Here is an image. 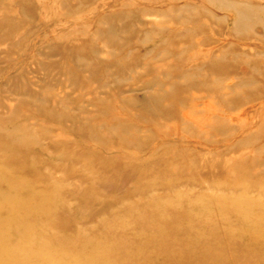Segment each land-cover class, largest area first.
<instances>
[{
	"label": "rangeland",
	"instance_id": "obj_1",
	"mask_svg": "<svg viewBox=\"0 0 264 264\" xmlns=\"http://www.w3.org/2000/svg\"><path fill=\"white\" fill-rule=\"evenodd\" d=\"M78 1L0 0V260L264 264V194L254 180L256 144L246 141L255 134V114L252 102L240 101L239 79L240 70L250 68L240 62V50L257 48L248 41L259 29L240 32L237 11L227 6L240 7L244 0H189L213 17L201 14L181 24L145 14L143 22L170 30L149 34L144 44L131 43L127 56L106 52L103 39L94 38L103 60L151 52L153 70L175 62L153 59L161 48L177 49L171 51L181 53V67L192 56L205 58L209 49L212 55L222 52L218 68L199 72L215 89L205 83L177 91L174 111L165 115L151 107L159 87L145 88L151 77L141 69L105 93L93 72L75 62L77 55L81 63L94 61L75 50L93 39L102 12L152 9L153 0ZM171 32L184 37L175 47L162 45ZM259 43L264 49V39ZM221 44L225 50H217ZM69 72L84 78L83 89L92 92L72 96ZM95 91L103 98L93 97ZM62 93L71 98L60 100ZM86 116L104 141L78 133ZM117 121L136 132L110 129ZM214 123L225 129L210 133Z\"/></svg>",
	"mask_w": 264,
	"mask_h": 264
},
{
	"label": "bare ground",
	"instance_id": "obj_2",
	"mask_svg": "<svg viewBox=\"0 0 264 264\" xmlns=\"http://www.w3.org/2000/svg\"><path fill=\"white\" fill-rule=\"evenodd\" d=\"M77 2L79 3L78 0ZM238 4L227 2V6L228 5L234 6L237 11L235 20L236 23L240 21V32H246L250 28H255V27L259 29L258 33L253 36V39L250 38V35L248 34H246L247 36H245L249 40L252 39L251 41H248V43H253L255 45L257 44L258 46L256 45L257 48L255 50H252L251 52L240 50V62L249 64L250 68L249 70H240L239 79H240V101L242 103L252 102V107L254 109L256 131L253 137L250 139L247 138L246 141L251 140L250 142L253 141L256 144V154L253 158V167L255 172L254 180L255 183L258 185L259 191L264 194V49L259 45L261 44L259 42L264 39V0H259L256 2L248 1V0L240 1V7ZM150 5L152 9H147V8L131 9L126 6L125 7L121 6L122 8H118L116 10L110 9L109 11L102 12L100 14V17L97 19L94 30L91 31L92 32L91 35H93V39H91L90 43L88 44L77 45L75 50L78 51L79 53L85 52L86 54L94 57L95 58L94 61L91 63H81L80 60L82 58L77 55L75 62H77L76 64L79 65L82 69L93 72L92 73L93 77H96L98 86H100L101 88H106L105 89L106 92L104 91L105 93H109V89L113 86L114 87L121 86L128 79V76H130L134 72V70L141 69V71H144L146 75H149L151 77L149 78V80L144 81L145 83L144 87L147 89L153 88L154 87L153 85L159 87L155 95L152 97L153 103L151 107L157 109L158 111H160L161 114L165 115V114H171L174 111L175 108L174 104H176L175 102L178 99L177 91L183 88H194L197 86L205 85V83L207 82L201 81L199 79V72L202 70L211 69L213 68V66L219 65L220 62L222 61L223 55L222 52L218 53L217 55H212L209 49L207 52V56H205V58L200 59L199 57L197 59L196 57L192 56L190 60L186 62L188 65L187 68L186 66L181 67V61H183L181 60V53L180 52L172 53L171 51L177 49L161 48L158 51L157 56H155V58L153 59L163 61V59L172 58L173 60H175V62L171 60V62L173 61V63H170L169 65L164 67V69L162 67L161 68L158 67L155 68V70L151 69L148 65L151 52H147L144 55H139L129 60L128 59L126 60V58L120 59L121 61L103 60L100 55L103 51L102 48L99 47L97 48L95 46V43L93 42V40H95L96 38L103 39L104 48L106 52L110 54H117L123 52V54L127 56L128 53L126 52V50H128V47L131 43H135L137 45L144 44L147 42L149 34H163L170 30V28L163 23L161 25H157L155 24V22H143L144 20L142 17H144L145 14L151 15L152 12H155L157 15H162L169 18L171 22H176L179 24L193 21L201 14H203L204 16H209L208 18L213 17L212 15H209L205 11L204 12L206 14L202 13L203 9L198 7V5L191 3L189 0H182V2H180V0H174V2H172L171 0L168 2L166 0H161V1L153 0L150 3ZM80 7L81 5L78 4L76 5L75 8L76 10H78L80 9ZM125 20L126 21L128 20L129 23L126 22ZM132 21L134 23H132ZM136 23L142 24L140 25L141 27L136 28ZM121 33L122 34L125 33L127 34V36L125 35V37L123 38H121L120 36L119 38L118 36ZM182 33L184 32H174V33L171 32L167 36V38H165L162 41V45L167 43H172L171 46L175 47L174 44H176L181 40V37L183 36ZM196 46L200 47L201 44L197 42ZM178 50H180L179 47ZM217 50H225V49L224 46L221 44L220 46H218ZM222 64L223 66H225L224 63ZM228 71H224V72L228 73ZM218 72L220 71L218 70L217 73ZM76 74L69 72V75L71 77L69 84L71 85L72 88H74L75 93L72 92L73 95L72 93L70 94L62 93L59 98L60 100L65 101L71 98L70 97L71 95L75 96L76 98L82 99L86 97L88 93L92 92V89L90 87H87L85 90L83 89L84 88L83 86L86 84L87 81ZM96 74H99L100 76H96ZM205 78L208 79V83H209L206 84L207 87L209 89H215L213 82H210L212 81V79L209 77H205ZM237 85L239 84L237 83ZM126 91L128 90H125L124 92ZM94 94L95 95L93 97L95 98H103L100 96V93L97 91H95ZM107 96L108 95H105V98ZM93 97H91V99ZM33 99L40 100L41 98L39 96H35ZM182 101L183 100L178 101L176 107L181 105L179 104V102L182 103ZM125 103L128 106H132L135 104L133 103L132 100H125ZM106 109L107 108H104L102 110H97L95 112V114L97 115H94L93 118L100 117L105 112ZM148 111L150 110L146 108L145 113H148ZM93 118L88 116L82 118L83 123H81V125L77 127L78 133H81L83 136L96 138L97 134L94 131V123H92ZM109 128L112 130H117L119 132L120 131H124V132L129 131L131 133L136 132L134 126L127 125L118 121L110 124ZM224 129H225V125L214 123L209 126L208 131H210V133H214ZM193 133H195V131ZM97 140L104 141L103 139H99L98 137ZM261 202H262L261 200L256 202L255 206H257ZM12 261L13 260L11 258H8L7 260H0V264H11Z\"/></svg>",
	"mask_w": 264,
	"mask_h": 264
}]
</instances>
